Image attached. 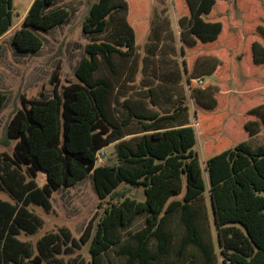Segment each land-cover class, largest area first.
<instances>
[{"label": "trees", "instance_id": "obj_1", "mask_svg": "<svg viewBox=\"0 0 264 264\" xmlns=\"http://www.w3.org/2000/svg\"><path fill=\"white\" fill-rule=\"evenodd\" d=\"M217 1L185 0L189 13L178 20L183 54L219 41L224 25L209 18ZM57 2L34 0L12 39L18 54L40 52L41 33L68 21L71 12L54 8ZM13 10L14 0H0V39L12 29ZM145 14L137 0L94 2L83 24L89 42L78 81L59 91L56 72L52 97L22 98L5 129L6 142H15L12 154L0 153V188L12 198H0V264H264V143L227 148L228 114L218 111L219 91L204 80L221 68L219 58L200 56L187 71L203 163L175 60L161 59L153 78L141 81L145 93L129 95L139 71L135 23ZM252 58L264 66L263 42L252 44ZM8 99L0 92V109ZM250 114L260 120L244 126L252 138L264 127V104ZM222 142L227 149L213 151ZM112 145L113 156L98 164ZM88 176L99 207L107 204L96 225L91 221L80 239L65 227L35 243L21 238L44 225L33 205L52 210L55 192ZM133 188H142L145 199L134 197ZM90 242L87 262L75 254Z\"/></svg>", "mask_w": 264, "mask_h": 264}, {"label": "rangeland", "instance_id": "obj_2", "mask_svg": "<svg viewBox=\"0 0 264 264\" xmlns=\"http://www.w3.org/2000/svg\"><path fill=\"white\" fill-rule=\"evenodd\" d=\"M96 1L58 0L54 8L68 9L71 12L68 21L49 33H41L45 43L40 52L20 55L13 47L12 39L23 25L34 0H14L12 29L0 39L2 47L0 92L6 93L9 97L0 109V153L12 154L15 142L12 141L10 144L6 142L5 129L15 112L22 108L23 97L26 100L38 98L41 94L52 97L55 88L53 78L56 72L59 91L64 86L78 81L75 70L86 56V46L89 42V38L83 32V24L92 4ZM137 1L145 5L146 14L135 23L139 71L134 90H130L129 95L138 96L145 93L141 81L143 78H153L151 68L155 65L158 72L161 59L175 60L183 74L182 86L187 95L186 104L190 108V117L198 133L196 149L203 163L207 159V154L206 148L202 147L200 127L196 124L193 112L195 104L190 96L191 88L187 84L188 72H191L195 60L200 56H205L206 60L219 58L222 61L221 68L213 76H206L204 80L206 86L208 84L215 86L219 91L218 111L228 114L224 124V135L230 142L227 148L235 147L240 142H247L253 147L263 144V125L262 131L252 138L244 126L248 121H260L258 117L250 114V110L264 104V66L255 65L252 58V44L255 41L264 43L259 31V27L264 28V0H218L209 18L220 20L224 25L219 41L202 47L198 52L190 50L184 54L178 20L182 15L189 13L185 0ZM159 28L160 34L156 35ZM110 34L101 38L110 39ZM155 45L157 46L154 49ZM145 58H148L146 62L149 67L144 73ZM193 84L197 86L194 80ZM163 107L164 105H161L157 108L162 111ZM222 145L223 142L217 144L213 151L221 152L227 149L225 146L222 148ZM113 153L114 145L106 148L99 156L98 164H104ZM38 180L40 185H44L46 174L41 173ZM132 191L138 200L145 199L142 188H133ZM0 198L12 200L9 193L1 188ZM52 201L53 209L50 211L41 206L31 207L44 220V225L36 234L30 236L23 234L22 239L35 243L44 234L59 232L63 227L70 229L73 236L80 239L88 224L93 221V225H96L107 207L106 202L103 203V208L99 207L102 201L99 199L92 176L86 177L72 187L55 192ZM142 226L143 220H140L134 229H140ZM90 244L91 242L76 250L75 255L80 254L87 262H91Z\"/></svg>", "mask_w": 264, "mask_h": 264}, {"label": "water", "instance_id": "obj_3", "mask_svg": "<svg viewBox=\"0 0 264 264\" xmlns=\"http://www.w3.org/2000/svg\"><path fill=\"white\" fill-rule=\"evenodd\" d=\"M212 207H213V205H212ZM213 210H214V207H213Z\"/></svg>", "mask_w": 264, "mask_h": 264}, {"label": "built area", "instance_id": "obj_4", "mask_svg": "<svg viewBox=\"0 0 264 264\" xmlns=\"http://www.w3.org/2000/svg\"><path fill=\"white\" fill-rule=\"evenodd\" d=\"M200 83H202V81H200Z\"/></svg>", "mask_w": 264, "mask_h": 264}]
</instances>
